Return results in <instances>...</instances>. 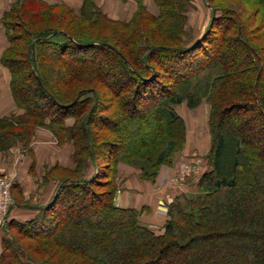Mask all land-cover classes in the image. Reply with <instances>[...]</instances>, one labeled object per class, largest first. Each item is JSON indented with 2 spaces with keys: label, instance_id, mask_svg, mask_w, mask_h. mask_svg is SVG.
Wrapping results in <instances>:
<instances>
[{
  "label": "trees",
  "instance_id": "1",
  "mask_svg": "<svg viewBox=\"0 0 264 264\" xmlns=\"http://www.w3.org/2000/svg\"><path fill=\"white\" fill-rule=\"evenodd\" d=\"M153 1L156 14L139 4L128 21L108 18L93 0L78 10L16 0L4 13L1 64L23 113L0 119V149L43 128L59 145L71 141L75 159L35 218H5L0 264H264V141L250 125L255 118L264 132V0H202L210 20L199 38L188 29L192 0ZM99 56L115 72L109 84ZM87 62L94 67L81 66ZM93 82L112 91L108 105ZM204 101L211 144L199 194L176 196L156 234L139 223L140 211L115 205L117 166H134L154 182L186 143L175 106L193 110ZM134 115L153 119L147 140L123 147L101 140ZM69 118L75 122L65 126ZM58 167L51 172L68 171Z\"/></svg>",
  "mask_w": 264,
  "mask_h": 264
},
{
  "label": "crops",
  "instance_id": "2",
  "mask_svg": "<svg viewBox=\"0 0 264 264\" xmlns=\"http://www.w3.org/2000/svg\"><path fill=\"white\" fill-rule=\"evenodd\" d=\"M15 1L16 0H0V119L18 116L23 113L13 100L10 89L9 71L1 64V57L8 47L7 34L2 23V17L4 13L11 8ZM43 1L49 4H64L74 10H78L83 2V0ZM93 1L96 5L98 2L112 1L116 2L115 5L117 6L118 4H121L123 0ZM113 15L114 14H112V16ZM193 137L194 135L191 131L189 133L186 126V143L182 152L177 156L171 167L162 166L159 169L152 186L149 188L146 186L140 187V183L133 186L132 181H134V179L132 175L141 180L137 169L125 164H119L117 167V191L114 198L115 205L123 209L130 208L140 211L138 218L139 223L156 234H161L163 232V226L167 220V209H165V207L167 208L176 196L181 194L187 196L199 194L197 182L200 176L208 169V165L205 166L203 172L193 173L190 177H185L184 181L180 180L181 182L178 184L171 182V180L176 177L178 166L183 163V161L190 162L193 158L199 157L200 153L206 155L209 150L210 145L206 146V144L202 142L203 139L199 136L198 132L196 138L194 139ZM32 139L33 140L29 143L30 156H28L26 152L23 154L20 152L21 154L17 156L13 154L21 151V143L15 144L14 148L9 150V153L13 155H9V158H6L7 153H0V172L5 176H15L14 179H12L14 180L13 182L15 185L13 191H16V193L21 195L24 198V201H26L25 203H19L18 201L13 202V207L8 213V218L15 219L16 217L23 216L25 212L37 210L40 206L31 204V201L35 200V198L36 200H39V204L50 200L56 183L50 181L49 184L42 186V190L39 193H36V189L39 187L38 184L40 183V178L44 175L47 169H50L55 165L59 167H66L69 165L70 155H65L64 146H58L54 137L45 131V129L36 130L35 136ZM196 139L198 143L202 142V150H192V142ZM17 161L20 168L14 169ZM71 165H73L72 160ZM14 172H16V174H14ZM2 236L3 232L0 228V253Z\"/></svg>",
  "mask_w": 264,
  "mask_h": 264
},
{
  "label": "rangeland",
  "instance_id": "3",
  "mask_svg": "<svg viewBox=\"0 0 264 264\" xmlns=\"http://www.w3.org/2000/svg\"><path fill=\"white\" fill-rule=\"evenodd\" d=\"M192 3H193V8L189 10L188 29L191 30L194 38H199L204 33V31L208 25V22L210 20V10L205 6V4L202 2V0H192ZM47 4H49V3H47ZM115 4H116V2H112V1L111 2L110 1L105 2L104 1V2H98L96 6L102 11V13H104L108 18H110L112 20H116V19L121 20V21L130 20L133 13L137 10L139 4H142L143 6H145V8L148 12H150L152 14L157 13V8H156L153 0H123L121 4H118L117 6ZM233 5H234V7L240 9L242 12L245 11L244 13L245 14L247 13V16L250 14L252 16V18L254 17V14H255L254 10L252 13L250 7H246L243 1H236L233 3ZM253 8H255V7L253 6ZM112 14H114V15L112 16ZM115 14H117V15H115ZM261 16H262V14L258 16V20H256V22H254V20H252L253 21L252 28L258 27ZM77 23H79V25L82 27H87V25L83 22H77ZM261 43H263V46H264V42H261ZM216 52L217 51L214 50L213 54ZM235 52L236 51L233 52V55H234L233 57L240 55V53L236 54ZM213 54H212V56H213ZM236 58H238V57H236ZM97 60H100V61L103 60V63L101 64L103 66L100 69L101 70L100 74H103L105 76L106 82L108 84L111 83V81L116 76H115V72L112 69L107 68V63L109 64V60L102 59V57H100V56L97 57ZM69 63L71 66L78 65L77 61L74 59L70 60ZM81 66H83V67L92 66V68H93L94 63L93 62H87V64H83ZM93 85H94L95 89L97 90V92L100 93L103 97H105V100L103 101L104 106L108 105L109 104L108 101L111 97L110 94L112 91L107 90V88H105L104 85L99 84V83L93 82ZM125 86H127V85H125ZM124 89H125V87H124ZM76 99H77V97H75L74 101H76ZM143 105H144V103H141L140 107H142ZM148 105L151 106L152 104L150 103ZM175 111L179 116H181L185 120L187 129H188L189 133H190V131L192 132V134L194 135V137H193L194 139L196 138L197 132H198L199 136L203 139L202 142H204L206 144V146H209L211 144V132H210V128L208 125L209 105L205 101L202 102L196 109H193V110L187 109L184 103L179 104V105L175 106ZM124 113L127 115H130L129 114V108H127V107L124 108ZM250 115L252 116V114L245 115V118L249 117ZM243 116H244V114H243ZM133 119L135 121L134 120L133 121L125 120V122L124 121L123 122L122 121H119V122L114 121L116 123L114 125L115 126V132L118 133L117 136L114 135L113 133L103 132V133H101L103 135V138L101 140H109L112 143H117L121 147L126 146V145L128 146L131 143L138 142L140 140H147L148 129L151 126V124L153 123L152 122L153 119L147 120V121L146 120L138 121L137 115H134ZM74 122H75V120L73 118H69L65 121V126H71V125H73ZM250 125L252 127L256 126L257 135L259 136L258 143H260V141H264V132L261 130L262 126H259V121L255 118L250 117ZM39 129H43V128L35 129L34 132L32 133L31 138H29L28 141L24 140V139H19V138H16L15 141L13 140L11 144H13V142H14V144L21 143V146H22L21 151H18V152L13 153V154L17 156L21 153L23 154L24 152H26V154L28 156H30L29 155L30 154L29 143L33 140L32 138H34V136H35V131L39 130ZM172 129H173L172 131L175 132L174 126L172 127ZM95 130H96V128L93 129L94 132H95ZM45 131H47L49 134H51L54 137L55 142H57L55 136L53 135V133L50 130L45 129ZM26 141L28 142V144ZM202 142L198 143L197 139L195 141H193L192 146H191L192 150L193 151L195 149L196 150H198V149L202 150ZM11 144H10L9 148L0 149V153H2V154L7 153L6 158H9V155L13 156L12 154L9 153V150L14 148L15 145L11 146ZM57 145L60 147L64 146L65 155L66 156L70 155L69 156L70 157L69 165L66 167H62V166L58 167V168L68 169V171L64 170V171L51 172L54 167H57V165H55L54 167H52L50 169H47V171H45L44 175L40 178V183L38 184L39 187H37L36 193H39L42 190L41 189L42 186L49 184L50 181H54L56 183V185L53 188V193H54V191L58 187L57 185L59 184L57 182L59 177H62L63 175L68 176L67 173L71 172L72 169H74V163H73V165H71V160L73 162L75 159L74 153H73V148L71 146L72 145L71 141H64V143L62 145H59L58 143H57ZM100 151H101V155L103 156L102 158H104V159H102L104 161L101 160L99 162V165L101 167L100 169L102 171H104L105 174H107L108 173V167H107L106 157L108 155V150L107 149H101ZM207 153H206V155H207ZM206 155L203 153H200L199 154L200 158L199 157L193 158L192 161H190V162L189 161H183V163H181L178 166V173H177L176 177L171 180V182L178 184L181 182L180 180L184 181L185 177L188 178L193 173L203 172V169L207 165V161L205 158ZM119 164H122V163H119ZM184 164L188 165L191 169V171L186 173V175H182V173L180 171V166H182ZM127 166L137 169L134 166H130V165H127ZM16 168H18V169L20 168L18 165V161L16 162V167H14V169H16ZM31 169H32V167H31ZM137 170L139 171V174H141L140 170L139 169H137ZM117 173H118V169H117ZM14 174H16V172H14ZM57 175H58V177L55 178V176H57ZM4 176L5 175L0 172V177L3 178ZM8 176H6V180L7 181L11 180L10 193H11V200H12V204H11L12 206L10 207V209L8 211V213H9L11 211V208L13 207V202L18 201L19 203H22V202L25 203L26 201H24V198L21 195L17 194L16 191H13V188L15 185L13 182L14 180H12V179H14L15 176L14 175L13 176L8 175ZM89 176H90V174H89ZM132 177L134 179V181H132L133 186L136 185L137 183H140V187L146 186L149 188L150 186H152L153 182H151V181L143 180L140 177L139 178L141 180H139L134 175H132ZM87 178H89V177H87ZM138 180H139V182H138ZM197 195H190V197H195ZM102 201H103V199H102ZM31 202H32L31 204H36V205H39L40 207H42V206L46 205L49 202V200L45 203L43 202V203L39 204V200H36V198H35V200H33ZM100 204H102V203L100 202ZM99 205H97V209H98L97 212L98 213H96V214H100L102 212V206H99ZM8 213L6 214V217L8 216ZM37 215H38V210L29 211V212H25L24 215L21 217L20 216L16 217L14 220L25 222V221H28L30 219L35 218ZM1 226H3V225H1ZM2 232L4 233L3 229H2ZM12 232L14 233L15 231L13 230Z\"/></svg>",
  "mask_w": 264,
  "mask_h": 264
},
{
  "label": "built area",
  "instance_id": "4",
  "mask_svg": "<svg viewBox=\"0 0 264 264\" xmlns=\"http://www.w3.org/2000/svg\"><path fill=\"white\" fill-rule=\"evenodd\" d=\"M193 170V169H192ZM180 171L182 175H186V173L190 172L191 169L188 165L180 166ZM11 180L7 181L6 176L3 178L0 177V224L3 225L5 222L6 214L8 213L10 207L12 206L11 200ZM165 209H167L165 207Z\"/></svg>",
  "mask_w": 264,
  "mask_h": 264
}]
</instances>
